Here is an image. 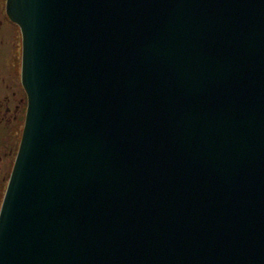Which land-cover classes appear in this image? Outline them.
I'll list each match as a JSON object with an SVG mask.
<instances>
[{
    "label": "water",
    "instance_id": "obj_1",
    "mask_svg": "<svg viewBox=\"0 0 264 264\" xmlns=\"http://www.w3.org/2000/svg\"><path fill=\"white\" fill-rule=\"evenodd\" d=\"M28 105L0 264H264V0H6Z\"/></svg>",
    "mask_w": 264,
    "mask_h": 264
},
{
    "label": "rangeland",
    "instance_id": "obj_2",
    "mask_svg": "<svg viewBox=\"0 0 264 264\" xmlns=\"http://www.w3.org/2000/svg\"><path fill=\"white\" fill-rule=\"evenodd\" d=\"M0 18L5 20V14L0 13ZM21 66V31L17 26L13 24L11 25L10 22L4 21V24L0 28V98L5 100L7 95L10 97V95H13L14 92H17L19 98L13 96V98L17 99L15 104L21 105L22 101L20 99H24V103L22 105L23 110H25L18 125H9L7 126V129L0 130V138L3 140L7 138L9 130L13 133L14 140L5 141V145L8 147V152H10L11 149L14 150L12 169L18 154L27 110V97L22 89L21 84ZM4 191L5 189L2 191V196H0V210L6 193V191Z\"/></svg>",
    "mask_w": 264,
    "mask_h": 264
},
{
    "label": "flooded vegetation",
    "instance_id": "obj_3",
    "mask_svg": "<svg viewBox=\"0 0 264 264\" xmlns=\"http://www.w3.org/2000/svg\"><path fill=\"white\" fill-rule=\"evenodd\" d=\"M0 13L5 14V20H2V18H0L1 19L0 28L4 24V21L10 22V24L12 25L11 21L6 16V0H0ZM13 96L19 98L17 92H14L13 95H10V97L7 95L5 97V100H2L0 98V130L7 129V126L9 125L11 126L13 124L18 125L25 111L23 110V105H22L24 103V99H20L22 101V104L17 105L15 104L17 99L13 98ZM7 140H14L13 133L10 130L5 140L0 138V196H2V191L4 189L6 191L12 173V164H13L12 158H13L14 150L11 149L10 152H8L7 150L8 147L5 145V141Z\"/></svg>",
    "mask_w": 264,
    "mask_h": 264
}]
</instances>
